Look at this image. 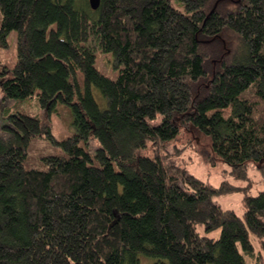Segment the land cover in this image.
<instances>
[{"label":"trees","instance_id":"1","mask_svg":"<svg viewBox=\"0 0 264 264\" xmlns=\"http://www.w3.org/2000/svg\"><path fill=\"white\" fill-rule=\"evenodd\" d=\"M178 4L0 0V46L18 39L15 65L0 67L5 96L38 91L77 128L59 140L17 109L0 129V264H264V190L214 186L169 147L193 131L234 178L264 169V0ZM44 133L56 153L41 155ZM237 192L242 215L215 201Z\"/></svg>","mask_w":264,"mask_h":264},{"label":"rangeland","instance_id":"2","mask_svg":"<svg viewBox=\"0 0 264 264\" xmlns=\"http://www.w3.org/2000/svg\"><path fill=\"white\" fill-rule=\"evenodd\" d=\"M172 1L175 5H179L178 0ZM17 43V32L11 31L7 38V45L0 46V67L13 68L17 60ZM96 63L99 70L106 76L112 79L118 77L119 69L115 68L111 53L97 50ZM94 95L97 99L101 98L98 89H94ZM17 109L41 119L44 129H49L56 139L61 140L77 132L73 123V116L67 105L58 103L52 109H48L42 106L38 91L31 97L17 102L5 96L0 81V129L8 121L11 112H15ZM160 118L161 116L156 118L154 123H158ZM97 144V141L92 139L89 143V149L93 152ZM36 145L38 149H41V155L56 153L55 145L47 133L38 136ZM169 147L176 150V154L173 155L190 172L214 186L228 180L235 184L247 185V190L252 195H257L261 190H264V169L254 163L248 165V177L246 179L234 178L229 173V167L225 163L217 162L215 166L211 165L206 159V153L209 151L208 141L202 134L184 130L176 140L169 143ZM215 201L224 208L234 209L239 215L243 214L244 206L240 192L216 196ZM219 233L220 231L217 232L218 235ZM251 239L256 245V237L251 235ZM154 262V258L142 257L141 259V264H153Z\"/></svg>","mask_w":264,"mask_h":264},{"label":"water","instance_id":"3","mask_svg":"<svg viewBox=\"0 0 264 264\" xmlns=\"http://www.w3.org/2000/svg\"><path fill=\"white\" fill-rule=\"evenodd\" d=\"M89 2L93 9H97L100 5V0H89Z\"/></svg>","mask_w":264,"mask_h":264}]
</instances>
